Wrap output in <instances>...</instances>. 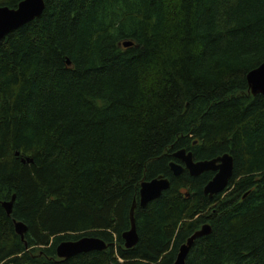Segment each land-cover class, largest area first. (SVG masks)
Here are the masks:
<instances>
[{"label": "trees", "instance_id": "obj_1", "mask_svg": "<svg viewBox=\"0 0 264 264\" xmlns=\"http://www.w3.org/2000/svg\"><path fill=\"white\" fill-rule=\"evenodd\" d=\"M263 63L264 0H45L0 42V264H174L206 224L187 264H264V95L247 81ZM194 142L199 159L233 156L231 192L173 176ZM159 176L171 187L137 206L127 249ZM83 236L109 247L57 257Z\"/></svg>", "mask_w": 264, "mask_h": 264}, {"label": "water", "instance_id": "obj_2", "mask_svg": "<svg viewBox=\"0 0 264 264\" xmlns=\"http://www.w3.org/2000/svg\"><path fill=\"white\" fill-rule=\"evenodd\" d=\"M45 10V0H23L16 9L7 6H0V42H2L12 32L40 18ZM132 42H124V47L132 46ZM70 64V61L68 62ZM249 91L253 96L264 95V63L247 75ZM17 156L20 153H16ZM174 157L182 159L185 167L176 162H172L170 167L174 175H181L186 169L193 176H199L205 172H215L214 178L205 187V195L213 198L222 193L228 186L234 175V158L230 154H224L217 158L205 161L194 162L193 154H186L181 150L174 154ZM24 163H31V158L22 160ZM1 186V182H0ZM171 182L164 176H159L151 181H144L140 185V206L145 208L149 203L160 198L162 194L170 189ZM16 195L10 201L1 202L9 216L13 213V206ZM137 200H134L131 210V228L123 234L125 247L134 248L139 243V235L136 225ZM16 232L24 240L28 227L21 221L14 220ZM212 228L209 224L204 225L199 231L193 234L180 248L179 254L174 264H187L188 255L196 240L211 234ZM109 245L102 239L95 236H83L73 241H63L57 246V257L64 261L69 260L79 254L92 251H105Z\"/></svg>", "mask_w": 264, "mask_h": 264}, {"label": "flooded vegetation", "instance_id": "obj_3", "mask_svg": "<svg viewBox=\"0 0 264 264\" xmlns=\"http://www.w3.org/2000/svg\"><path fill=\"white\" fill-rule=\"evenodd\" d=\"M196 145H197V143L196 142H194L193 143V146H192V149H181V150H185L186 151V154H189V153H192L193 154V160H194V162H198V161H205V160H211V159H207V158H202V159H199L196 155H195V153H194V148L196 147ZM181 150H178V151H176V152H174L171 156L173 157V160L174 161H172V162H176V163H178V164H180V165H183L184 167H185V162L182 160V159H179V158H176V157H174V154L175 153H177V152H179V151H181ZM214 159V158H213ZM171 162V163H172ZM171 163H170V165H171ZM171 168V167H170ZM172 171V170H171ZM188 174L190 177H192V178H199L200 176H202V175H204V174H208V173H211L212 174V177L210 178V180L207 182V184L214 178V176H215V172H212V171H209V172H205V173H202L201 175H199V176H193V175H191L190 174V172L186 169L181 175H179V176H176V175H174V173H173V171H172V174H173V176H175V177H180V176H182V175H185V174ZM165 177V176H164ZM165 178H167V177H165ZM169 179V178H168ZM153 180V179H152ZM170 180V179H169ZM170 182H171V180H170ZM230 183H231V180H230V182H229V184H228V186H227V188L223 191V192H231L233 189L232 188H230L229 189V186H230ZM207 184L204 186V188H203V193H204V190H205V187L207 186ZM169 190V189H168ZM167 190V191H168ZM167 191H165V192H167ZM184 192H187V191H185V190H183ZM222 192V193H223ZM222 193H220V194H222ZM163 195V194H162ZM204 195H205V193H204ZM219 194H217V195H215L213 198H210V199H214L216 196H218ZM207 196V195H206ZM139 199H140V191H139ZM139 199H136L137 200V202H138V205L140 206V202H139ZM150 204V203H149ZM141 207V206H140Z\"/></svg>", "mask_w": 264, "mask_h": 264}]
</instances>
